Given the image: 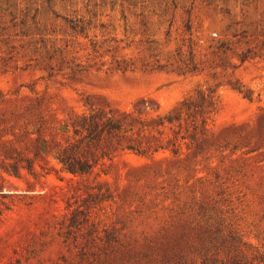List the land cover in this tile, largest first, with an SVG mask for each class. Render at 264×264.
<instances>
[{
    "label": "rangeland",
    "instance_id": "1",
    "mask_svg": "<svg viewBox=\"0 0 264 264\" xmlns=\"http://www.w3.org/2000/svg\"><path fill=\"white\" fill-rule=\"evenodd\" d=\"M0 184V264H264V0H0Z\"/></svg>",
    "mask_w": 264,
    "mask_h": 264
},
{
    "label": "trees",
    "instance_id": "2",
    "mask_svg": "<svg viewBox=\"0 0 264 264\" xmlns=\"http://www.w3.org/2000/svg\"><path fill=\"white\" fill-rule=\"evenodd\" d=\"M148 106L147 101L142 100L141 105L137 106V110L140 112L145 111L148 109ZM150 108H154L152 103ZM200 109H202L201 111L204 110L203 107ZM198 112L197 110L196 113ZM170 121H172V119H170ZM125 127V123L122 121L115 120L111 117H105L102 112L93 111L88 115L84 114L78 116L72 122L74 131L72 138H68L63 144L56 143L48 151V154H52L58 160L65 172L78 176L92 174L96 164L93 157L94 153L91 151L92 148L96 147L104 140L111 143L114 140L110 139L112 137H116L115 140L120 142L119 138H122L121 131L133 129V127H131L123 130ZM124 148L138 150L135 144H128L122 147V149ZM7 158L13 160L12 163L4 166L8 174L20 177L22 169H27L29 173L36 176L34 169L36 159L24 158L22 156H10ZM24 162L26 163L24 164ZM208 259H210V257L205 258V264H217V260L215 259L210 263H206ZM220 262L221 264H243L242 259L239 258L238 255H230L227 259H222Z\"/></svg>",
    "mask_w": 264,
    "mask_h": 264
}]
</instances>
